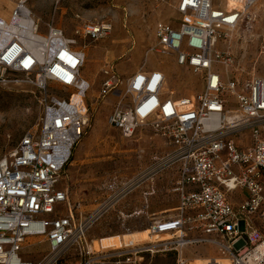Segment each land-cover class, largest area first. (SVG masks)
<instances>
[{"label":"built area","instance_id":"2783aa9c","mask_svg":"<svg viewBox=\"0 0 264 264\" xmlns=\"http://www.w3.org/2000/svg\"><path fill=\"white\" fill-rule=\"evenodd\" d=\"M146 1L180 14L176 25L155 23L153 50L203 73V88L194 98H173L165 95L162 70L139 68L123 77L107 62L100 96L119 92L108 122L124 137L152 130L173 147L143 176L176 166L179 178L170 192L178 195L177 207L144 227L155 240L103 247L89 238L139 178L120 189L109 185L110 194L89 213L72 202L60 182L91 121L87 103L72 100L73 95L86 99L91 89L82 74L86 45L78 47L75 37L51 23L42 32L27 0H18L9 19L0 15V86L32 85L43 111L38 129L26 132L0 159V264H144L146 258L152 264L157 253L166 252L176 255L175 264H194L184 255L188 246L199 244L221 251L208 264H220L219 259L264 264V78L242 77L240 61L227 47L235 32L253 30L258 0H226L223 9L215 0ZM113 29L111 20L100 19L77 26L75 34L96 41ZM260 55L264 57V37ZM220 65L225 74L217 70ZM53 87L64 90L58 93ZM244 130L250 132L248 142L239 143L235 137ZM235 190H241L240 196L229 197ZM58 205L65 211H58ZM133 230L124 225L120 235ZM32 237L48 243L49 250L36 257L24 254Z\"/></svg>","mask_w":264,"mask_h":264},{"label":"rangeland","instance_id":"374dc122","mask_svg":"<svg viewBox=\"0 0 264 264\" xmlns=\"http://www.w3.org/2000/svg\"><path fill=\"white\" fill-rule=\"evenodd\" d=\"M17 1L0 2V15L9 19ZM215 2L219 8L225 7L226 0ZM27 5L39 21L42 32L45 33L47 25L51 23L62 28L68 37H75L78 47L86 45L87 57L82 74L91 82V89L86 99L73 95L72 100L79 105L87 103L91 121L85 136L74 149L60 184L67 185L71 199L80 202L81 209L89 213L110 194L109 185L120 189L125 184L137 182L139 178V184L115 209L105 214L89 233V238L101 237L94 239L97 244L108 235L110 244L124 241L126 233L123 236L115 235L123 231L124 225L141 229L150 224L152 217H158L155 212L163 209L168 215L175 210L178 195L169 193L168 189L176 180L177 167H166L153 177L148 174L143 176L159 164L160 159L166 157L173 147L152 130L138 131L132 138H126L120 130L109 124L108 117L119 99V92L100 96L104 79L102 68L111 62L123 77L139 68L146 71L159 69L167 76L165 95L194 98L203 88V73H195L189 66L178 64L174 55L153 50L156 44L155 23L163 20L176 25L175 21L180 20L181 16L171 7H156L146 0H27ZM253 12L257 15L253 30L235 32L227 47L240 61L242 77L256 75L264 78V57L260 55V43L264 37V0H258ZM100 19L113 22L114 29L108 37L93 41L76 36L77 26ZM222 45L220 42L219 46ZM217 70L222 74L226 72L221 65ZM230 76L232 78L234 72L231 71ZM60 89L64 90L61 87H53L52 90L59 93ZM226 96L234 104V97L230 94ZM40 100L39 91L30 84L21 83L10 88L0 86V159L18 146L26 132L38 129L43 111ZM249 135V130H244L235 139L239 143L244 139L246 143ZM171 170L173 173L175 171V175L172 173L169 179L164 173ZM240 193L241 190H235L228 195L238 197ZM57 209L65 211V206L58 205ZM135 210L142 212L132 215ZM119 211H124L121 218ZM27 244L23 253L32 257L49 250L48 243L40 242L37 237L28 239ZM220 254L221 251L214 245L199 244L188 246L184 256L207 264L205 259ZM148 261L146 258L144 264ZM152 261V264H175L176 255L173 252L157 253Z\"/></svg>","mask_w":264,"mask_h":264},{"label":"crops","instance_id":"0c3cea01","mask_svg":"<svg viewBox=\"0 0 264 264\" xmlns=\"http://www.w3.org/2000/svg\"><path fill=\"white\" fill-rule=\"evenodd\" d=\"M172 170H174V169H172ZM165 171V173H164V175L167 177V178H169V179H171V177H172V173H173V171ZM175 170H176V172H177V177H176V180H177V178H178V169L177 168H175ZM174 175H175V171H174V173H173ZM171 176V177H170ZM175 180V181H176ZM174 181V182H175ZM173 183V182H172ZM63 185V184H62ZM63 187H66L67 189H68V192H69V197L71 198V196H70V190H69V187L67 186V185H63ZM168 192L169 193H172V192H170V188L168 189ZM72 200V199H71ZM72 202L73 203H78V202H76V200H72ZM82 205V204H81ZM177 205H178V203H177ZM177 205H176V207H177ZM137 208V207H136ZM137 210H139V209H137ZM124 212V211H123ZM164 212H166V213H168L167 211H164L163 209H161V210H159V211H157V212H155V215H157L158 217H161V216H165V213ZM148 213H150V212H148ZM151 213H153V212H151ZM171 214V213H170ZM135 230H140L141 232H142V240H146V239H151V240H154L155 239V237L153 238V237H151V236H148L147 234H146V228H141V229H135ZM123 232V231H122ZM121 232V233H122ZM120 232H117L115 235H120L121 234ZM109 236V237H108ZM107 236V238H105L104 239V241H102L101 243H95V245L97 246H101V245H106L109 241H110V235H108ZM96 237H99V235L98 236H96ZM104 237V236H103ZM129 237H130V232H126V238H125V240L124 241H128L129 240ZM101 237H99V238H93V239H100ZM153 238V239H152ZM95 242V241H94ZM200 263H201V261H199ZM204 262L205 263H209V258L208 259H205L204 260ZM218 262L220 263V261L218 260Z\"/></svg>","mask_w":264,"mask_h":264},{"label":"bare ground","instance_id":"6f19581e","mask_svg":"<svg viewBox=\"0 0 264 264\" xmlns=\"http://www.w3.org/2000/svg\"><path fill=\"white\" fill-rule=\"evenodd\" d=\"M229 118L231 119L232 117H229ZM146 234L148 235L147 230H146ZM151 237L154 238L155 236H151ZM128 241H143L142 240V232L140 230L130 231V237H129ZM128 241H126V242H128ZM122 242H124V241H119L118 243H112V244L108 243L106 245H101V246H103V247L115 246V245H120V243H122ZM219 261H220V264H229V261L226 259H219ZM194 264H200L199 260L196 261V259L194 258Z\"/></svg>","mask_w":264,"mask_h":264}]
</instances>
